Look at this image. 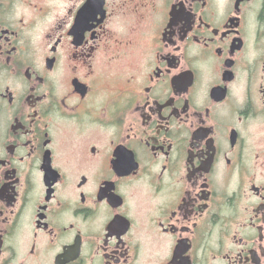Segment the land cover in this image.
Segmentation results:
<instances>
[{"label": "flooded vegetation", "instance_id": "af4514ba", "mask_svg": "<svg viewBox=\"0 0 264 264\" xmlns=\"http://www.w3.org/2000/svg\"><path fill=\"white\" fill-rule=\"evenodd\" d=\"M0 264H264V0H0Z\"/></svg>", "mask_w": 264, "mask_h": 264}]
</instances>
